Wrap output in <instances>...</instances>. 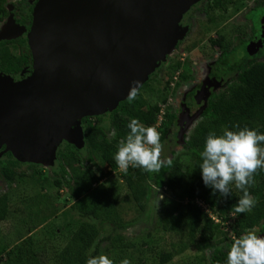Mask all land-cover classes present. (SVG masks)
<instances>
[{
  "label": "rangeland",
  "instance_id": "1",
  "mask_svg": "<svg viewBox=\"0 0 264 264\" xmlns=\"http://www.w3.org/2000/svg\"><path fill=\"white\" fill-rule=\"evenodd\" d=\"M250 4L248 3V6ZM244 5L245 3L241 1L227 12L200 15L204 6L201 4L186 13L181 23V36L178 43L139 88L138 92L143 94L150 103H158L162 111L178 113L177 119L171 127L170 135L163 144L164 150L161 157L173 159L179 156L185 164L189 163V157L185 154L184 141L191 137L195 128L203 121V117L197 115L187 118L182 105L191 101L190 96L195 95L196 90L208 79V68L220 55L219 48L215 47L212 41L224 37V47L231 49L240 40L249 37L248 30L251 24L248 22L236 24L235 20L231 21V18L242 10ZM20 6L21 4L16 0H10L7 8L4 6L7 13L4 16L0 15V35L9 31L8 11L16 10ZM247 13L249 10L244 11L239 17L245 16ZM25 33L27 32L14 35V38L10 39L12 42H8V39L2 40L16 56L23 52L25 55H30L31 58V63L24 67L18 75L0 71L1 77L9 79L13 83L30 81L38 74L34 49L29 42V32L24 36ZM238 56H242V54L239 53ZM175 65H179L177 70H173ZM226 89L227 87L220 90L216 96L224 94ZM111 113L112 111L87 116L76 119V121L84 135L88 124L96 122L103 127L110 138H113L115 132L111 125ZM53 144L52 153L48 154V159L53 160L52 164L38 159L37 154L31 158L33 160L25 161L6 150L5 145L0 149V195L8 194L10 199L9 217L0 224V247L7 245L11 248L29 237L36 244L38 243L37 245H40L41 251L39 250V252L44 257L45 264H58L57 255L78 228V222H76L78 216L70 208L79 194V190L76 189L77 184L72 178L74 170L68 168V174H64L59 159L60 151H63L67 145L77 147L64 138L56 140ZM77 149L83 160L82 169L78 163L74 165L77 173L81 174L80 180L84 178L82 174L87 167L105 169L98 154H93L92 162L88 160L86 145ZM13 161L18 163L14 172L19 175L24 173L25 176L22 179L18 177L17 184L8 185L1 173V168L4 162ZM123 172H128V170L120 169L103 181L108 194L115 199L117 197L118 211L122 219L125 222L135 221L129 229L115 233V235L119 234L125 237L124 243L129 247L125 249V252L117 254L106 252V250L99 254L108 255L114 264H121L125 258L130 261V264H209L212 247L231 248L234 240L239 238L234 234L237 215L233 214L225 221L220 222L215 215L205 209V212L214 221V225H220L221 229V232L216 233L211 242L213 246L201 238V230L196 236H190L188 230L190 220H187L185 227L179 231H165L163 229L164 211L169 207L177 206L179 201L174 199L164 188L160 191L164 200L161 201L158 195L150 206L147 205L145 211H142L130 196L124 180H122ZM58 180L61 185H56ZM100 229V240L104 241L111 234V230L106 225H100ZM252 231L258 234L259 228ZM108 245V242H103L102 247L105 248ZM168 255H171V258L164 261ZM0 264H10V262L3 260L0 261Z\"/></svg>",
  "mask_w": 264,
  "mask_h": 264
},
{
  "label": "trees",
  "instance_id": "2",
  "mask_svg": "<svg viewBox=\"0 0 264 264\" xmlns=\"http://www.w3.org/2000/svg\"><path fill=\"white\" fill-rule=\"evenodd\" d=\"M224 1L227 0H215L214 5L211 4L212 6L206 9V13H216L224 7ZM4 2L5 0H0V15H6ZM4 45V43L0 44V47H3L0 50V71L18 75L24 67L31 63L30 55L22 52L16 56L7 45ZM215 45L220 46L223 52L218 60L221 66L226 67V73L222 76L225 78L230 76L231 83L228 85L227 93L220 94L218 97L213 96L208 100L202 111L203 121L195 128L191 137L184 141L185 154L189 157V163L185 164L177 156L171 158V165L165 163L159 172H148L143 168L130 166L128 172L122 173V180L130 196L142 211H145L147 205L150 206L159 195V190L164 188L179 201L177 206L169 207L164 211L163 229L165 231H179L185 227L187 220H190L188 226L190 236H196L201 230V238L208 244H211L214 236L221 232V229L220 225H214V221L199 202L204 203L220 222L233 214L237 215L234 226V234L237 237H241L264 222V169L257 170L253 183L248 186L249 192L257 201L256 206L251 212L243 214L235 212L234 206L243 193L235 187L234 183L230 185V197L223 199L219 194L212 195L211 190L204 186L201 178L200 153L204 149L209 132L214 131L217 135H222L225 129L238 131L249 128L264 133V62L251 63L243 60L235 64L227 63L228 54L222 42L217 41ZM178 68L179 65H175L173 70ZM232 72H237L238 75L232 78ZM162 112L164 111L158 103H150L143 94L138 92L135 100L128 99L121 102L112 111L111 125L115 132L113 138H110L103 127L96 122L89 123L85 132L88 160L92 162L93 154H98L105 169L87 167L82 174L84 176L82 180H80L81 174L77 173L74 167L77 163L81 169L83 167L79 150L67 145L63 151H60L61 170L64 174H68V168L74 170L72 178L77 184L76 189L79 190V194L70 207L72 212L78 216L76 221L78 228L57 255L58 264H87L91 256H98L106 250V252L118 254L129 248L124 243L125 237L115 235V233L129 229L135 221L125 222L122 219L118 211V199L108 194L103 181L110 174L121 169L117 166L114 156L121 141L130 131L127 125L132 118H138L145 126H155L161 135V143L165 144L177 118V113L167 111L162 114ZM160 117H163V120L159 125ZM161 159L168 160L163 157ZM17 165L18 163L14 161L2 164L1 173L8 185L17 184L18 177L22 179L25 176L24 173L19 175L14 172ZM56 185H61L59 180ZM9 213V196L2 194L0 195V224L7 220ZM149 223L151 224V221ZM100 225H106L111 230V234L104 241L100 240ZM98 240H100L99 243ZM103 242H108L109 245L103 248ZM37 244L28 237L11 248L2 245L0 261L6 260L10 264H45L44 257L39 252L41 247ZM212 250L209 264H226L230 248L212 247ZM170 258L171 255H168L164 261Z\"/></svg>",
  "mask_w": 264,
  "mask_h": 264
},
{
  "label": "water",
  "instance_id": "3",
  "mask_svg": "<svg viewBox=\"0 0 264 264\" xmlns=\"http://www.w3.org/2000/svg\"><path fill=\"white\" fill-rule=\"evenodd\" d=\"M197 2L40 0L28 34L37 76L23 83L0 76V149L52 164L56 140L83 148L76 119L115 110L134 81L141 88L176 45L181 21ZM12 30L0 41L10 40Z\"/></svg>",
  "mask_w": 264,
  "mask_h": 264
},
{
  "label": "clouds",
  "instance_id": "4",
  "mask_svg": "<svg viewBox=\"0 0 264 264\" xmlns=\"http://www.w3.org/2000/svg\"><path fill=\"white\" fill-rule=\"evenodd\" d=\"M139 81L133 82L129 99L138 95ZM130 130L121 141L114 160L124 171L128 168H143L148 172H159L162 167L171 165V159H161L164 145L155 126H145L138 118H132L127 125ZM264 133L254 129L243 128L238 131L225 129L222 135L209 132L203 151L200 153L199 170L203 184L211 190L212 195L219 194L223 199L231 195L234 183L243 196L235 207L236 213H248L257 201L248 190L254 181L258 169H264ZM160 200L164 196L160 194ZM87 264H114L108 255L91 256ZM121 264H130L125 258ZM226 264H264V235L255 231L236 238L227 253Z\"/></svg>",
  "mask_w": 264,
  "mask_h": 264
},
{
  "label": "flooded vegetation",
  "instance_id": "5",
  "mask_svg": "<svg viewBox=\"0 0 264 264\" xmlns=\"http://www.w3.org/2000/svg\"><path fill=\"white\" fill-rule=\"evenodd\" d=\"M9 1L10 0H5L4 2L5 8H7L6 6H8ZM16 1H18V3L21 4L20 7H17L16 10H12V11H8V9H6L8 11V17H10L8 28L9 30L13 28L12 34H11L12 37L14 35L21 34V31H19V29H22L23 33L27 32L24 35L26 36L28 32L30 33L32 29V26L34 23V16H35V15L33 16L34 9H35L37 2L40 0H16ZM241 1L242 3L244 2L245 5L242 7V10H240L237 14H235L231 18V21L235 20L236 24L243 23V22L244 23L248 22V24H251V27H249V30H248L249 37L242 41L240 40L239 43L234 48H231V49H227L224 47V42H225L224 37H219L218 40L215 39L212 41V44H214L215 47L219 48L220 55L216 59V61L213 62L209 66L208 79H206L204 83L199 87V89L196 90L195 95L190 96L191 101L185 102L182 105V108L185 109V115H187V118H191L192 116L195 117L197 115L202 116V111L211 97L216 96V93L218 95V92L225 87H227L226 89L227 91L229 90L228 85L229 83H231L230 82L231 78L230 76L229 78L228 77L225 78L222 76L223 73H226V67H223L221 66V64L218 63V60L220 59V57H222L223 52L220 46L215 45L217 41H221L222 46L224 47V50L227 51V54H228L227 63L235 64V63H240L243 60H247L248 62H251V63L264 62V59H263L264 57V0H232V1L227 0L223 2L224 7H222L217 12H225V11L227 12L231 7L237 6V4H239V2ZM214 3H215V0H199V2H197V4H195L194 6H192L189 11H191L198 5L202 4L204 6L202 7L200 11L201 12L200 15H208V13H206V9H208L209 6H212L211 4L214 5ZM248 3H251V4L248 6ZM246 10H249V13H247L245 16L239 17V15L243 14V12ZM180 36H181V30H180ZM178 41L176 42V44L178 43ZM8 42H12V41L8 40ZM1 43L3 44V41H0V44ZM2 48L3 47H0V50ZM239 53L242 54V56H238ZM221 67H223L224 69ZM237 75H238L237 72H232L231 77L233 78ZM227 91L225 93H227ZM164 113L165 112H162V114ZM177 116H178V113H177ZM258 228H259L258 235H264V222L258 225L257 227H255L254 229L256 230Z\"/></svg>",
  "mask_w": 264,
  "mask_h": 264
},
{
  "label": "built area",
  "instance_id": "6",
  "mask_svg": "<svg viewBox=\"0 0 264 264\" xmlns=\"http://www.w3.org/2000/svg\"><path fill=\"white\" fill-rule=\"evenodd\" d=\"M162 120H163V117H160V121H159V125H160V123L162 122ZM199 204L207 211V212H209V210H208V207L204 204V203H202V202H199Z\"/></svg>",
  "mask_w": 264,
  "mask_h": 264
}]
</instances>
